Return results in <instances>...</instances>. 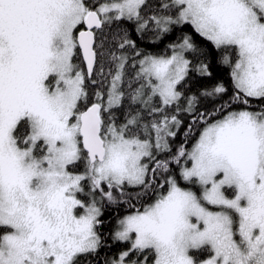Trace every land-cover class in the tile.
<instances>
[{"label": "snow or ice", "instance_id": "snow-or-ice-1", "mask_svg": "<svg viewBox=\"0 0 264 264\" xmlns=\"http://www.w3.org/2000/svg\"><path fill=\"white\" fill-rule=\"evenodd\" d=\"M173 7L175 18L164 14ZM151 9L150 0H0V264H77L101 244L97 196L114 202L128 186L156 198L118 221L114 238L130 247L112 264H149L145 253L151 264H264V103L249 110L250 98L264 101V0H161L147 15ZM123 18L137 21V31L151 22L159 33L190 24L234 52L222 61L231 68L230 103L245 107L212 120L213 113H197L185 138L199 123L202 131L191 150L181 144L172 157L183 161L180 179L198 191L173 175L159 184L169 161L156 158L181 124L168 109L180 110L178 86L191 66L185 53L196 50L191 36L170 45V55L137 52L127 81L128 57L112 53L107 92L87 103L85 80L103 55L94 30ZM80 25L86 30L77 35ZM121 40L119 48L135 49L126 34ZM78 49L86 72L73 63ZM197 70L210 75L203 62ZM225 92L217 84L204 94ZM126 95L121 121L113 110ZM195 101L187 98L185 110L195 111ZM79 161L83 173L71 171ZM204 248L205 260L190 254Z\"/></svg>", "mask_w": 264, "mask_h": 264}, {"label": "trees", "instance_id": "trees-1", "mask_svg": "<svg viewBox=\"0 0 264 264\" xmlns=\"http://www.w3.org/2000/svg\"><path fill=\"white\" fill-rule=\"evenodd\" d=\"M160 2L161 0H150L152 9L147 11V15L157 13ZM165 2H170V0H165ZM164 14L172 15L175 18V16L178 15V8L173 7ZM82 27L83 25L78 26L76 33ZM94 32L96 44L99 46L98 51L103 55L98 57V62L94 66L93 75L91 77H86L85 80L86 91L89 93L87 102L89 106L92 102H99L95 95L97 91L103 93L107 92L108 82L111 80L109 71H114L115 69V62L111 58L112 53H115L116 56L125 55L128 57L125 75V81H127L135 76V72L138 69V60L142 58V56H136L137 52L165 55L171 51L169 46L180 43L185 34L192 37L196 50L187 51L185 53L186 58L191 62V66L188 75L185 77V81L182 82L183 87L181 88L178 86V89L184 93L180 101V110L177 111L175 105L170 106L168 109L171 114L177 116L181 124L179 128L172 129V131L176 132L174 137H167L169 149L160 151L156 154L158 160L169 161L168 171L160 174L158 183L163 184L164 177L173 175L178 179L181 186L186 187L189 182L180 179V170L183 161L178 165L172 160V157L176 155L177 149L181 144H183L186 149L191 150L200 131H202L204 127L203 123L197 124L192 129V134L188 136L186 140L185 133L188 131V125L192 123L193 117L196 116L197 113H213L214 115L209 117V120L219 119L222 114L227 111H239L241 108L245 107L242 104L230 103L232 96L235 94V89L230 75L231 68L222 61L225 54L234 57V52L228 51L226 53L224 49H217L210 41H207L197 34L190 24H173L169 26V31L159 33L155 25L151 22L148 28L137 31V21H130L123 18L105 25L102 30L96 29ZM125 34L128 39L134 42L135 49L128 46H125L123 49L119 48V44L122 42L121 38ZM73 62L75 65L80 66L81 70L86 72L79 49L76 52ZM201 62L208 65V72L210 75L201 74L197 70V66L201 64ZM133 65H136V67ZM101 69H103L102 72ZM93 81H95V83H93ZM217 84H223L226 92L217 95L204 94L206 92H211ZM136 86H138V84L134 83L133 87ZM122 87L125 93L129 91L127 83L123 84ZM191 97H195L196 101L194 103L195 111L190 113L185 109L188 107L187 98ZM261 103H264V101L250 98L249 110L258 111ZM222 105H227V107L222 109ZM131 107L136 109L140 106L131 105ZM128 109L129 101L126 95L122 104L118 106V109H114L113 111L115 115L123 121L124 117L122 113ZM217 109H221V111H216ZM145 118L148 120L152 119L150 116H145ZM20 132L23 134L25 130L20 129ZM150 166L155 167L154 164ZM82 167L83 163L79 161L75 167H70V170L73 172H80L82 171ZM162 190L163 189H157V191ZM125 191L127 194L124 196H121L119 191L115 192L114 195L116 196V200L114 202L108 201L107 199H100L99 207L101 209V215L99 219L101 223L97 225V232L101 237V244L94 252L80 255L77 258V264H112V261L118 258L121 252L130 247V242L114 238L115 226L124 214L131 213L135 211V209H140L142 205L151 203L156 198V192L150 190L144 193V191L137 186H128ZM145 255L149 256V264H151L154 256L149 253H145ZM192 255L196 259L201 258L198 256L197 252H192ZM141 259H143V257H141Z\"/></svg>", "mask_w": 264, "mask_h": 264}, {"label": "rangeland", "instance_id": "rangeland-1", "mask_svg": "<svg viewBox=\"0 0 264 264\" xmlns=\"http://www.w3.org/2000/svg\"><path fill=\"white\" fill-rule=\"evenodd\" d=\"M82 28H83V27H82ZM82 28H81V29H82ZM77 32H78V31H77ZM170 54H171V51H170V53H168L167 55H170ZM81 59H82V58H81ZM73 63H74V62H73ZM106 99H107V97L105 96L104 100L106 101ZM21 129L26 130L25 127H21ZM81 162L83 163L82 171H80V172H75V173H83V171H84V167H85V164H84L83 161H81ZM189 166H190V165H189ZM182 187H183V186H182ZM186 187H192L193 190H197V191H198V189H199V186H198V185L193 186V185H189V184H187ZM85 193H87V184H85ZM85 193L78 194V195H79V198H81V199H85V198H87L86 195H85ZM226 195L232 196V195H233V190H232V189H228V190L226 191ZM104 199H106V198H104ZM104 199H102V200H104ZM97 200L100 201V197H99V195L97 196ZM97 206L99 207V203H98ZM213 210H218V209H216V208L213 206ZM128 214H130V213H128ZM128 214H124L120 219H122L125 215H128ZM120 219H119V220H120ZM119 220H118V221H119ZM117 223H118V222H117ZM116 230H117V224H116V226H115L114 233H115ZM133 238H134V237H133ZM192 252H197L198 256L201 257L200 259H197L198 261L205 260V259H207V258L209 257V255H210V249H207V248H204V249H192V250H190V254H191V255H192Z\"/></svg>", "mask_w": 264, "mask_h": 264}, {"label": "water", "instance_id": "water-1", "mask_svg": "<svg viewBox=\"0 0 264 264\" xmlns=\"http://www.w3.org/2000/svg\"><path fill=\"white\" fill-rule=\"evenodd\" d=\"M80 30H86V26L83 25V28L80 29ZM80 30H79V31H80ZM79 31H78V32H79ZM78 32L76 33L77 35H78ZM79 51H80V55H81V58H82V61H83L84 67H85V69H86V62L83 60L82 50H79Z\"/></svg>", "mask_w": 264, "mask_h": 264}]
</instances>
